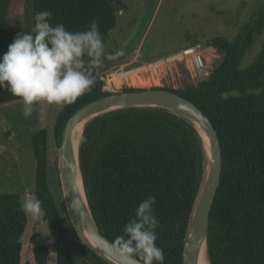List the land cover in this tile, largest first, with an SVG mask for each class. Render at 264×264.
<instances>
[{
	"label": "trees",
	"instance_id": "obj_1",
	"mask_svg": "<svg viewBox=\"0 0 264 264\" xmlns=\"http://www.w3.org/2000/svg\"><path fill=\"white\" fill-rule=\"evenodd\" d=\"M21 8V0H0V57L16 37L11 19ZM126 8L125 0H34L33 23L36 13L45 10L53 13L52 26L63 24L70 32L86 31L95 20L106 45L118 13ZM263 33L264 6L233 40L215 36L204 43L190 41L188 46L201 42L220 55L207 78H193L184 69L182 85L163 82L159 87L201 108L220 137L224 169L210 214L212 264H264V42L255 60L242 67ZM112 62L106 61L96 73L91 91L58 113L52 134L57 149L74 113L107 95L102 91L101 74ZM136 90L140 89L121 92ZM15 100L19 98L0 89V104ZM32 145L37 162L35 194L50 226L57 264H110L89 250L68 226L49 180L48 131L36 132ZM55 163L58 166L57 159ZM80 164L89 206L104 236L113 241L123 235L138 204L154 196L160 221L156 244L164 250L165 264H184V240L204 170L202 143L187 121L155 108H127L98 116L85 127ZM20 201L19 193H0V264L22 263V237L29 219L20 210ZM50 253L45 245L34 246L37 264H49Z\"/></svg>",
	"mask_w": 264,
	"mask_h": 264
},
{
	"label": "rangeland",
	"instance_id": "obj_2",
	"mask_svg": "<svg viewBox=\"0 0 264 264\" xmlns=\"http://www.w3.org/2000/svg\"><path fill=\"white\" fill-rule=\"evenodd\" d=\"M125 1L127 8L118 13L117 24L105 45L106 52L110 53L113 50L115 52L123 48L125 55L114 60L108 68L128 62L137 56L146 60L159 58L187 47L192 40L206 42L215 36L233 40L250 20L256 18L260 8L264 6V0ZM33 4L34 0H21L20 13L13 15L11 19V26L16 35L32 32ZM263 42L264 33L247 53L242 67H247L255 60ZM206 54L208 58L212 56L208 52ZM184 72L183 69L168 68L162 75L165 76L161 85L163 82L182 85L185 81ZM22 109L20 100L0 104V193H19L22 200L29 196L37 199L35 194L37 162L32 136L38 131L47 130L51 189L61 208L65 210L69 228L73 227L66 211L62 185L58 184V180L61 182L58 169L59 149L52 142L55 119L61 109L40 104L28 118L24 117ZM56 159L58 166L55 163ZM28 219V226L22 237L21 264H37L33 249L38 244L50 249L49 264H57L50 226L44 219V213L39 218L28 215Z\"/></svg>",
	"mask_w": 264,
	"mask_h": 264
},
{
	"label": "clouds",
	"instance_id": "obj_3",
	"mask_svg": "<svg viewBox=\"0 0 264 264\" xmlns=\"http://www.w3.org/2000/svg\"><path fill=\"white\" fill-rule=\"evenodd\" d=\"M52 15L50 10L36 13L32 32L18 33L0 57V89L19 98L25 118L40 104L59 109L73 104L95 86L105 61L125 55L123 48L106 52L95 20L86 31L70 32L63 24L52 26ZM155 203L154 196L142 200L123 235L111 242L117 264H165L164 250L156 244ZM20 210L34 218L43 215L41 201L31 196L20 201Z\"/></svg>",
	"mask_w": 264,
	"mask_h": 264
},
{
	"label": "water",
	"instance_id": "obj_4",
	"mask_svg": "<svg viewBox=\"0 0 264 264\" xmlns=\"http://www.w3.org/2000/svg\"><path fill=\"white\" fill-rule=\"evenodd\" d=\"M127 108L166 110L183 118L197 132L204 151V170L184 240V264H199L204 250L208 264H212L209 253L210 214L224 169L220 137L214 123L201 108L178 93L159 87L107 94L78 109L65 125L61 134L58 169L66 211L77 236L100 258L110 264H117V258L110 248L112 241L103 235L97 225L86 190L85 198L82 194L80 178L84 189L85 185L80 164V143L76 156L72 136L81 122L87 121L86 127L98 116Z\"/></svg>",
	"mask_w": 264,
	"mask_h": 264
},
{
	"label": "built area",
	"instance_id": "obj_5",
	"mask_svg": "<svg viewBox=\"0 0 264 264\" xmlns=\"http://www.w3.org/2000/svg\"><path fill=\"white\" fill-rule=\"evenodd\" d=\"M207 52L212 54L210 58ZM219 58L220 55L213 46H205L202 43L179 48L152 60L137 56L103 71L102 91L111 94L121 92L124 88L148 89L152 86H161L165 76L162 75L172 67L175 70L189 71L193 78L205 79Z\"/></svg>",
	"mask_w": 264,
	"mask_h": 264
},
{
	"label": "bare ground",
	"instance_id": "obj_6",
	"mask_svg": "<svg viewBox=\"0 0 264 264\" xmlns=\"http://www.w3.org/2000/svg\"><path fill=\"white\" fill-rule=\"evenodd\" d=\"M86 123H87V121H84V122H81L80 124H78L76 126V128L74 129V132H73V136H72L73 148L76 152V156H77V151L79 149V143H80L81 135H82V132L84 131ZM80 186H81L82 194L85 198L86 197L85 196V189H84L83 183L81 182V178H80ZM199 264H208V261L206 258V250L201 252Z\"/></svg>",
	"mask_w": 264,
	"mask_h": 264
}]
</instances>
